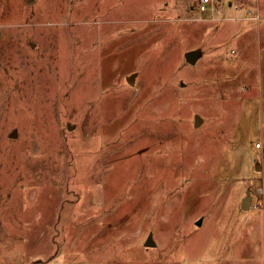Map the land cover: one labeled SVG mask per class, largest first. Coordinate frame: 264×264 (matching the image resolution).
<instances>
[{
	"label": "rangeland",
	"instance_id": "rangeland-1",
	"mask_svg": "<svg viewBox=\"0 0 264 264\" xmlns=\"http://www.w3.org/2000/svg\"><path fill=\"white\" fill-rule=\"evenodd\" d=\"M196 6L0 0V264H264V0Z\"/></svg>",
	"mask_w": 264,
	"mask_h": 264
},
{
	"label": "water",
	"instance_id": "water-1",
	"mask_svg": "<svg viewBox=\"0 0 264 264\" xmlns=\"http://www.w3.org/2000/svg\"><path fill=\"white\" fill-rule=\"evenodd\" d=\"M31 1H32V0H31ZM200 57H201V51H199V50L189 51V52H187V54H186V60H187L188 63H190V64H194V63H196L197 60H198ZM134 78H135V76H130V77H129L128 81H129L130 84H133V83H134V81H135ZM201 121H202V119H201L199 116H197V117H196V123H195V124H196V127H199ZM11 136H12V137H15V136H16V131H15L13 134H11ZM257 169H258V170H261V169H262L261 165H257ZM251 204H252L251 192L248 190L247 196H246V197L244 198V200H243L242 207H243V209H245V210H249ZM201 223H202V220H199V221L197 222V225H201ZM153 244H154V243H153V241H152V237H149V239H148L147 242H146V246H151V245H153Z\"/></svg>",
	"mask_w": 264,
	"mask_h": 264
},
{
	"label": "built area",
	"instance_id": "built-area-1",
	"mask_svg": "<svg viewBox=\"0 0 264 264\" xmlns=\"http://www.w3.org/2000/svg\"><path fill=\"white\" fill-rule=\"evenodd\" d=\"M223 1L224 0H199L198 4L196 6V10H198L200 13H203V14H211V19L214 20L215 14L219 10L221 3H223ZM232 7L235 10L239 9L238 5H233ZM249 12L251 13L250 10H249ZM245 18H247V17H245ZM254 18H256L258 21L261 20L260 16H256ZM239 19H244V18H239ZM236 20H238V19H236ZM257 147L261 148V144H257Z\"/></svg>",
	"mask_w": 264,
	"mask_h": 264
},
{
	"label": "crops",
	"instance_id": "crops-1",
	"mask_svg": "<svg viewBox=\"0 0 264 264\" xmlns=\"http://www.w3.org/2000/svg\"><path fill=\"white\" fill-rule=\"evenodd\" d=\"M228 5V4H227ZM230 7V6H229ZM248 10V9H247ZM250 10V9H249ZM251 13H255V9L254 8H252L251 10ZM245 12V11H244ZM247 12H249V11H247ZM250 13V12H249ZM239 20V19H238ZM243 21H249V20H254V18L253 17H247V18H244V19H242ZM234 51V50H233ZM237 52V51H236ZM201 56H202V53H201ZM201 58V57H200ZM199 60V59H198ZM197 60V61H198Z\"/></svg>",
	"mask_w": 264,
	"mask_h": 264
},
{
	"label": "flooded vegetation",
	"instance_id": "flooded-vegetation-1",
	"mask_svg": "<svg viewBox=\"0 0 264 264\" xmlns=\"http://www.w3.org/2000/svg\"><path fill=\"white\" fill-rule=\"evenodd\" d=\"M194 10L196 9V7L193 8Z\"/></svg>",
	"mask_w": 264,
	"mask_h": 264
},
{
	"label": "trees",
	"instance_id": "trees-1",
	"mask_svg": "<svg viewBox=\"0 0 264 264\" xmlns=\"http://www.w3.org/2000/svg\"><path fill=\"white\" fill-rule=\"evenodd\" d=\"M199 0H197V4H198Z\"/></svg>",
	"mask_w": 264,
	"mask_h": 264
}]
</instances>
